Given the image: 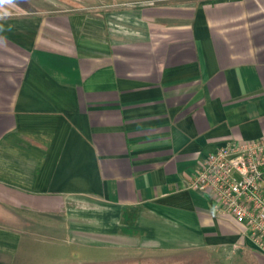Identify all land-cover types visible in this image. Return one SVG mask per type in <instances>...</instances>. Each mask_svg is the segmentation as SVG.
Returning a JSON list of instances; mask_svg holds the SVG:
<instances>
[{
	"label": "crops",
	"instance_id": "0c3cea01",
	"mask_svg": "<svg viewBox=\"0 0 264 264\" xmlns=\"http://www.w3.org/2000/svg\"><path fill=\"white\" fill-rule=\"evenodd\" d=\"M48 2L0 4V264H26L39 234L89 264L182 250L264 264L188 188L226 139L264 135V0Z\"/></svg>",
	"mask_w": 264,
	"mask_h": 264
},
{
	"label": "built area",
	"instance_id": "2783aa9c",
	"mask_svg": "<svg viewBox=\"0 0 264 264\" xmlns=\"http://www.w3.org/2000/svg\"><path fill=\"white\" fill-rule=\"evenodd\" d=\"M188 188L209 194L216 214L241 225L264 254V135L226 139L199 160Z\"/></svg>",
	"mask_w": 264,
	"mask_h": 264
},
{
	"label": "rangeland",
	"instance_id": "374dc122",
	"mask_svg": "<svg viewBox=\"0 0 264 264\" xmlns=\"http://www.w3.org/2000/svg\"><path fill=\"white\" fill-rule=\"evenodd\" d=\"M177 2L185 3H195L198 0H174ZM46 7L49 11H56L67 5L55 4L49 0L48 4L41 5ZM7 211L0 213V222L3 221L7 223L6 216ZM15 218V226L24 229L23 218L25 216H30L24 211H15L11 213ZM38 219V217H37ZM24 243H21V247ZM26 245V243H25ZM24 250V246L21 249ZM26 250V249H25ZM27 251V250H26ZM29 258L26 264H54L55 262H76L79 264H89L83 261L85 256H88L87 250L80 247L77 249L69 240L65 237L51 238L44 236V234H39L34 237V241L28 243ZM77 258V259H76ZM61 260V261H60ZM80 260V262H77ZM66 264V263H65ZM98 264V263H96ZM104 264V263H102ZM106 264H217L216 259L210 256L206 251L203 250H182L171 254L159 253H143L135 255H119L112 260L110 263Z\"/></svg>",
	"mask_w": 264,
	"mask_h": 264
},
{
	"label": "clouds",
	"instance_id": "9594fccd",
	"mask_svg": "<svg viewBox=\"0 0 264 264\" xmlns=\"http://www.w3.org/2000/svg\"><path fill=\"white\" fill-rule=\"evenodd\" d=\"M5 3L11 4L13 3V0H0V4H5Z\"/></svg>",
	"mask_w": 264,
	"mask_h": 264
}]
</instances>
